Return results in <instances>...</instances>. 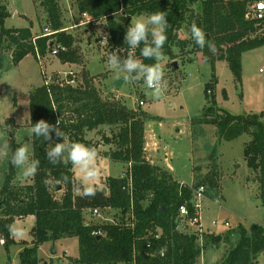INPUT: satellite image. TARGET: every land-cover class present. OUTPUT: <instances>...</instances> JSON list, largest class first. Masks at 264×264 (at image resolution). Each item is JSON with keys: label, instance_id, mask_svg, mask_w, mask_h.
Here are the masks:
<instances>
[{"label": "trees", "instance_id": "obj_1", "mask_svg": "<svg viewBox=\"0 0 264 264\" xmlns=\"http://www.w3.org/2000/svg\"><path fill=\"white\" fill-rule=\"evenodd\" d=\"M256 1L259 0H75V3L80 15H87V21L105 24L113 52L119 48L127 49L124 36L132 19L157 11L166 12L165 58L176 60L186 50H200L203 60L212 66L213 76L204 91L206 106L202 117L195 119L192 126H214L219 142H232L249 136L251 140L244 149L245 161L253 173L260 172L264 193V115H232L219 108L215 94L218 85L216 62H227L236 82L241 83L243 55L264 48V20L247 19L248 10ZM47 4L49 31L37 36H34L32 27L5 29L4 23L11 14L6 6L0 4V59L4 51L11 50L13 64L18 66L29 55L46 57L56 46L63 45L68 52L58 56L61 62L79 63L76 39L63 31L58 3L47 0ZM119 14L124 16V20H117ZM192 22L215 43L217 56L207 47L201 49L197 46L191 35L188 39L179 37L185 26L190 29ZM175 49L179 50V55ZM135 55L145 64L155 62L144 60L140 56V48L136 49ZM2 74L0 72V80ZM67 79L52 77L49 87L44 85L32 94L30 127L40 119L53 125L59 120V128L71 141L96 149L98 145L108 147L105 155L113 162L127 166V169L123 177L107 179V193L96 188L94 196L83 197L80 192L77 194L71 164L53 165L46 155V148L51 143L62 142V138L52 133V139L45 141L32 135V159L40 161L32 184L15 186V166L11 164L0 191V204L3 205L0 210V241H4L5 251L9 253L11 247L19 245L23 248L19 254L20 264H40L39 249L45 243L77 238L80 257L72 260L75 264H196L200 257L197 238L181 232L179 223V209L191 199V191L182 187L168 170L147 161L144 154L147 113L128 108L116 97L103 100L87 76L81 83L76 77L75 85L68 83L71 77ZM223 97L228 99L226 91H223ZM103 128H108V132H102ZM93 131L100 136L97 143L87 140V134ZM216 176H207L194 187L204 185L209 198L215 199L219 196ZM64 177L68 178L67 182ZM130 177L134 221L128 218L132 204L124 190ZM58 184L66 188L59 199L54 195ZM95 209L118 211L123 221L128 219L131 223L95 225L86 222L85 211ZM189 209L190 216H193L191 206ZM29 216L36 219L31 230L33 242L31 245L25 241L17 244L9 233V226ZM159 233L160 240L154 241V236ZM150 241L153 249H165L163 257H150L152 250L147 247ZM208 242L216 246L223 242L231 244L220 264H259L258 260L264 254V227L253 224L247 229L239 225L236 230L229 231L225 239L208 235L206 247Z\"/></svg>", "mask_w": 264, "mask_h": 264}, {"label": "rangeland", "instance_id": "obj_2", "mask_svg": "<svg viewBox=\"0 0 264 264\" xmlns=\"http://www.w3.org/2000/svg\"><path fill=\"white\" fill-rule=\"evenodd\" d=\"M61 12V22L64 30L76 39L80 61L78 64H64L58 57L49 54L38 58L29 55L18 66H14L12 51L3 52L0 62V146L8 145L9 156L0 157V191L11 170V153L15 148L27 145L30 159L33 157L32 134L30 133L32 94L42 88L46 81L53 78H64L73 72L78 82L87 76L91 86L100 94L103 100L119 97L128 108L147 113L149 119L145 124V145L155 164L169 170V164L178 180L195 186L204 181L207 176L216 175L219 189L220 205L212 199L203 206V223L208 232L225 239L229 231L236 230L239 225L247 229L253 224L264 227V193L261 189L260 172L253 173L247 166L244 157L245 144L249 143V136H242L232 142H219V135L214 126H192L195 119L203 115L205 100V85L210 82L212 66L203 60L200 50H186L176 60L165 58L162 67L167 80V89L162 99L155 100L150 96V90L143 81L126 84L123 79H116L107 60L111 54L110 44L102 45L101 34L105 33L103 22L82 25L88 19L81 16L75 0H56ZM6 6L11 17L4 28H31L34 36L47 33L48 4L47 0H0ZM118 21L124 16H116ZM136 18V17H135ZM133 20V19H132ZM0 25V32H1ZM181 39L190 37L187 26L179 33ZM179 55V50L175 49ZM217 56V49L215 52ZM123 58V56H121ZM177 63L178 68L174 67ZM264 48L246 53L242 57V81L236 82L227 62L218 61L215 65L218 85L215 90L219 108L232 115H260L264 113ZM85 80V79H84ZM227 92L228 99L223 97ZM145 101L144 107H139L136 101ZM103 128L102 132H108ZM180 131V133H179ZM92 136H89V140ZM99 138V136H94ZM100 140V139H99ZM96 142H99L98 140ZM159 151L153 155L155 144ZM154 144V145H153ZM169 147V162L165 163L162 146ZM154 146V147H153ZM156 148V147H155ZM105 150H108L106 147ZM127 167V166H126ZM126 167L117 163L111 170L113 176L121 174ZM16 179L14 185L24 186L32 184V177H24L22 170L14 167ZM170 172V171H169ZM173 176L174 174L171 173ZM76 176L81 174L76 170ZM174 178L176 179V177ZM94 183V181L92 182ZM54 183L51 187L54 189ZM106 186V182L103 183ZM61 190L54 195L61 198L66 191L61 184ZM75 186L78 188V184ZM79 194V191L77 192ZM3 205L0 204V210ZM100 215L93 211H85L86 222L95 225L127 223L122 215L114 210H99ZM107 219V220H105ZM21 220V219H20ZM218 222L213 227L212 222ZM229 225V227L226 226ZM181 224L180 231L190 233ZM15 227L20 231L17 239L31 241L32 226L28 221H21ZM1 238V236H0ZM3 240L0 241V264L19 260L18 248H13L10 254L4 249ZM30 245V244H29ZM231 248L230 243L220 246L208 242L203 261L198 264H220L223 256ZM56 254H52V251ZM80 257L79 241L77 238H64L56 242L45 243L39 249L40 264H75L72 260ZM264 264V254L258 260ZM13 264V262H12Z\"/></svg>", "mask_w": 264, "mask_h": 264}, {"label": "clouds", "instance_id": "obj_3", "mask_svg": "<svg viewBox=\"0 0 264 264\" xmlns=\"http://www.w3.org/2000/svg\"><path fill=\"white\" fill-rule=\"evenodd\" d=\"M168 20L166 12L157 11L149 15H141L134 18L127 28L124 36L127 49L119 48L108 56L107 63L116 79H123L126 84L143 81L150 96L159 100L162 99L167 89V80L162 67L165 60L163 48L167 42L166 31ZM190 35L194 43L201 49L207 47L215 54L216 45L206 38V33L195 22L190 25ZM143 45V47H140ZM140 48V56L144 60L155 61L152 64H145L143 60L136 57V49ZM126 51V56L121 57L120 53ZM55 110V109H53ZM30 133L36 137H42L45 141L52 139V133L62 138V142L51 143L46 148V155L53 165H69L78 170L81 174V184L78 191L83 197H92L96 194L93 181L97 180L100 170L97 167L98 152L96 148L84 143L71 141L66 133L59 128V120L55 125L40 119L30 127ZM9 156L8 145L0 146V157ZM11 163L22 170L24 177H32L37 173L40 161L30 159L29 147L22 145L11 153ZM68 178L64 177L67 182ZM9 233L13 237L20 235V231L13 225L9 226Z\"/></svg>", "mask_w": 264, "mask_h": 264}, {"label": "built area", "instance_id": "obj_4", "mask_svg": "<svg viewBox=\"0 0 264 264\" xmlns=\"http://www.w3.org/2000/svg\"><path fill=\"white\" fill-rule=\"evenodd\" d=\"M84 17H87V15H84ZM247 19L256 20V21H263L264 20V0H259V1H256V2L251 4V6L248 10ZM91 23H97V22H95L94 20L86 21L82 25H87V24H91ZM63 31H66V30H63ZM108 38H109V34H108V32L105 31L104 34H101V39H100L101 42L100 43L102 45L109 44ZM67 52H68V49L65 46L58 45L53 49L51 55H53L54 57H58L60 54L67 53ZM121 55H123V57H125L126 51L121 52ZM38 58H40L39 55H38ZM260 72L261 73L264 72V67L260 70ZM69 77H71L72 80H70L68 83L71 85H75V79L77 77L76 73L71 72V73L67 74L66 77H64V78L67 79ZM50 83H51V79L46 81L45 86L49 87ZM119 99L120 98L116 96V100H119ZM136 103H138L139 107L145 106V101H143V100H141V101L138 100V101H136ZM0 106H1V103H0ZM155 147H154V151L152 152L153 155H156L157 152L159 151V146L157 143L155 144ZM161 149H162L163 154L165 156V158H164L165 163L169 162V159L171 156L170 155L171 153L169 151V147L167 145H164V146H162ZM148 151L149 150H148L147 146L144 147V154L146 156L147 161L150 162L152 165H156L155 161L153 160V158L151 156L152 154L150 155L149 154L150 152H148ZM171 160H172V156H171ZM164 165H166V167L170 170V173L173 172L171 165H169L167 163ZM180 184L182 187H186L191 191V199L180 207V209H179V216H180L179 223L185 224V226H184L185 229L192 230V232L187 233V234L195 236L197 238V244H198L199 249H200L199 259H201L203 261L205 249H206V237L208 235H213V233L208 232V230H206L205 225L203 223L202 213H203L204 203L206 201L211 200V199L207 195V188L204 185L194 187V186L189 185L185 182H180ZM124 190L128 192L130 199H131V204H132L131 209L128 213V218H131L134 221L133 183H132L131 177L128 178V184L126 185V187H124ZM106 191H107V189H106ZM214 202L216 205H220V199L216 198V200H214ZM190 206L193 210V216H190V209H189ZM99 210L100 209H95L93 211L94 215L99 216L100 215ZM105 220H107V219H105ZM127 221H128V219H127ZM110 223L111 224H117L113 219L110 220ZM130 223L131 222L128 221L127 225H129ZM211 224L213 227L218 226V222H216V221H213ZM226 226L229 227L228 224H226ZM99 234H101V233H99ZM94 235H98V233H95ZM160 237H161V234L159 233V234L154 236L153 240L159 241ZM2 243H4V242H2ZM147 247H148V249L152 250L150 257H158V256L163 257L165 255V249H163L162 247H159L157 249H153L151 241L149 242ZM196 264H198V262Z\"/></svg>", "mask_w": 264, "mask_h": 264}, {"label": "crops", "instance_id": "obj_5", "mask_svg": "<svg viewBox=\"0 0 264 264\" xmlns=\"http://www.w3.org/2000/svg\"><path fill=\"white\" fill-rule=\"evenodd\" d=\"M69 65H71V64H69ZM260 70H261V69H260ZM227 96H228V95H227ZM263 115H264V113H263ZM179 133H180V131H179ZM89 136H92V137L90 138V140H89ZM94 136H99V135L97 134V131L89 132V133L87 134V140H88V141H92L93 143H97L96 141H97V140L99 141L100 136H99V138H98V137L95 138ZM105 149H106L105 146H99V145H98V148L96 149L97 152H98V157H97V167H98L99 170H100V175H99V178H98L97 180H95L94 183H93L94 186H95V188H97V189H99V190H104V191L106 190V186L103 185V183H105L109 177H115V178L122 177L123 174H124V172L126 171V170H124L121 174H119V175H117V176H113V175H112L111 170L113 169V165H115V164H117V163H116V162H113L112 160H110L109 157H107V156L105 155V151H107V150H105ZM245 162H246V161H245ZM120 164H121V163H120ZM124 166H125V165H124ZM125 167H126V166H125ZM171 167H172V166H171ZM126 169H127V167H126ZM172 170H173V168H172ZM73 171H74V175H75V181H76V184L80 185V184H81V177H77V176H76V169L73 168ZM168 171H170V170H168ZM172 173L174 174V170H173ZM174 176H175V174H174ZM175 177H176V176H175ZM176 180H178L177 177H176ZM178 181H179V182H182V181H180V180H178ZM78 187H79V186H78ZM218 198H219V197H218ZM109 210H110V209H109ZM22 220H23V221H28V222H30V223H31V226H32V229H33V227L35 226L36 219H35L34 216H29V217L24 218V219H21V220L18 219V220H16L14 226L17 225V224H18L19 222H21ZM12 237H13V236H12ZM13 239L15 240V242H16L17 244H19V243L25 241V242H28V244L31 245L32 242H33V238H32L31 241H27V240H23V239H17L16 236L13 237ZM13 248H18V249H19L18 254H20L21 251L23 250V248H22L21 246L16 245V246L11 247V248H10V251H11V249H13ZM10 251H9V254H10ZM12 262H13V264H15V261L12 260ZM16 264H20V260H18V262H17Z\"/></svg>", "mask_w": 264, "mask_h": 264}, {"label": "water", "instance_id": "obj_6", "mask_svg": "<svg viewBox=\"0 0 264 264\" xmlns=\"http://www.w3.org/2000/svg\"><path fill=\"white\" fill-rule=\"evenodd\" d=\"M128 21L130 22V18H129ZM174 67H175V68H178L177 63L174 64ZM251 171H252V170H251ZM61 189H62L61 186H58V191H60ZM105 192H107V191L105 190ZM52 254H56V251L53 250V251H52Z\"/></svg>", "mask_w": 264, "mask_h": 264}]
</instances>
